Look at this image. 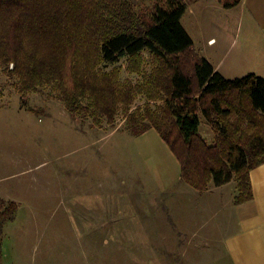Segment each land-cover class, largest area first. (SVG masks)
<instances>
[{
  "label": "trees",
  "instance_id": "16d2710c",
  "mask_svg": "<svg viewBox=\"0 0 264 264\" xmlns=\"http://www.w3.org/2000/svg\"><path fill=\"white\" fill-rule=\"evenodd\" d=\"M216 1L231 9L241 0ZM151 2L0 0V70L21 95L47 93L92 127L122 119L131 136L154 129L187 186L203 193L234 182V203L250 201V172L264 163V78H225L182 25L187 0ZM18 208L0 198V264Z\"/></svg>",
  "mask_w": 264,
  "mask_h": 264
},
{
  "label": "rangeland",
  "instance_id": "374dc122",
  "mask_svg": "<svg viewBox=\"0 0 264 264\" xmlns=\"http://www.w3.org/2000/svg\"><path fill=\"white\" fill-rule=\"evenodd\" d=\"M200 1L207 5L197 22L191 10ZM187 5L182 25L199 47L214 38L208 55L225 78L264 76V56L233 45L246 32L233 28L232 12L216 0ZM127 77L138 79L123 71ZM16 83L0 70V198L19 206L4 229L2 264H180L169 216L159 212L171 206V188L194 190L158 133L131 136L122 119L114 129L77 123L58 100L21 95ZM200 133L212 142L208 125ZM223 191L234 193L235 183Z\"/></svg>",
  "mask_w": 264,
  "mask_h": 264
},
{
  "label": "crops",
  "instance_id": "0c3cea01",
  "mask_svg": "<svg viewBox=\"0 0 264 264\" xmlns=\"http://www.w3.org/2000/svg\"><path fill=\"white\" fill-rule=\"evenodd\" d=\"M192 5L187 6V11ZM194 5L197 9L192 8L191 15L198 22L204 11L201 7L207 4L200 1ZM225 11L234 14L233 28L246 32L243 40L240 34H234L233 45L246 46L250 55L264 56V0H241L239 5ZM193 42L197 52L212 63L208 50L217 45L214 38H208L201 47L194 39ZM213 66L219 72L218 66ZM63 115L70 117L67 112ZM250 182L252 199L241 204L234 203L236 190L223 191L229 183L203 193L170 189L171 206L160 209L159 214L169 216L171 237L181 248L180 264H264V163L251 170ZM177 202L189 206L185 209L174 206Z\"/></svg>",
  "mask_w": 264,
  "mask_h": 264
}]
</instances>
